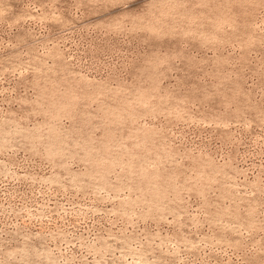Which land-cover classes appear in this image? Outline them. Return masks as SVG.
Returning <instances> with one entry per match:
<instances>
[{
    "label": "rangeland",
    "instance_id": "obj_1",
    "mask_svg": "<svg viewBox=\"0 0 264 264\" xmlns=\"http://www.w3.org/2000/svg\"><path fill=\"white\" fill-rule=\"evenodd\" d=\"M0 264H264V0H0Z\"/></svg>",
    "mask_w": 264,
    "mask_h": 264
}]
</instances>
